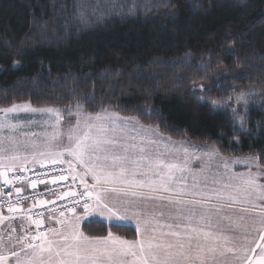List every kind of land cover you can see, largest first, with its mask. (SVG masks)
I'll return each instance as SVG.
<instances>
[{
    "label": "snow or ice",
    "instance_id": "6c2138e0",
    "mask_svg": "<svg viewBox=\"0 0 264 264\" xmlns=\"http://www.w3.org/2000/svg\"><path fill=\"white\" fill-rule=\"evenodd\" d=\"M125 7L132 11V7L114 0H75L71 22L87 28L89 17L99 21ZM224 51L230 54L231 49ZM17 54L24 56L27 50L21 47ZM216 59L223 57L218 55ZM165 63L175 66L179 62L172 59ZM208 64L201 63L196 71L207 72ZM19 66L20 61L14 60L12 68ZM260 69L264 71V64ZM233 75L251 73L237 68ZM134 78L143 79L141 75ZM228 78L227 70L219 68L207 77V83L193 84L189 90L199 92V102L209 104L213 111L230 109L233 123L242 134L250 131L246 114L249 104L254 103L255 90H238L236 86L231 89L237 105H243V112L232 106L231 96L227 101H209L204 95L213 87H221ZM81 99L84 105L92 106L94 86ZM70 107L75 108V123L65 130L63 114ZM21 113L39 114L41 119L21 122ZM131 121L138 123V118L107 109L89 112L80 103L64 108L33 107L28 100L0 108V225L18 218L4 214L6 205L9 214L26 212V219L36 228L32 235L21 229L22 235L13 236L15 227L0 233V264H264V151L233 158L211 147L203 155L222 161L224 173L214 175L211 181L205 176L202 183L193 175L189 186L184 177L190 171L188 148L183 149L181 161L173 154L179 149L159 151L150 128L141 127L137 132L139 144L137 136L130 141L117 136ZM24 127L42 131H25L21 141L15 133ZM237 140L233 137L231 143ZM29 164L39 165V169L52 167L50 180L42 179L47 173ZM64 164L67 168L55 174L54 166ZM240 164L248 171L231 172L232 165ZM27 173L32 174L31 178ZM69 177L72 184L67 185L68 191L57 196L69 203L64 209H55L58 217L47 216V221L55 225L49 226L43 213L35 210L55 201L41 199L36 193L37 185H56ZM77 181L83 191L73 189ZM25 182L33 190L34 199L27 209L22 206L28 199L22 195L25 189L18 186ZM97 222L107 224L105 235H87L82 230L84 224ZM129 227L134 229L136 239L128 240L112 231Z\"/></svg>",
    "mask_w": 264,
    "mask_h": 264
},
{
    "label": "trees",
    "instance_id": "16d2710c",
    "mask_svg": "<svg viewBox=\"0 0 264 264\" xmlns=\"http://www.w3.org/2000/svg\"><path fill=\"white\" fill-rule=\"evenodd\" d=\"M114 2L132 11L125 7L99 21L89 17L90 26L83 28L71 22L75 0H0V108L28 100L33 107L80 103L93 113L107 109L137 117L166 137L215 147L226 157L264 151V0ZM21 47L24 56L17 54ZM172 59L179 63H165ZM14 60L20 61L15 69ZM201 63L208 64L207 72L196 71ZM219 68L229 78L204 95L209 101L231 96L232 106L243 112L231 89H254L246 114L250 131L241 134L230 109L213 111L199 102V92L189 90ZM237 68L251 76H234ZM93 86L92 106L84 105L81 98ZM82 230L105 235L108 227L88 223ZM112 231L135 238L131 227Z\"/></svg>",
    "mask_w": 264,
    "mask_h": 264
},
{
    "label": "crops",
    "instance_id": "0c3cea01",
    "mask_svg": "<svg viewBox=\"0 0 264 264\" xmlns=\"http://www.w3.org/2000/svg\"><path fill=\"white\" fill-rule=\"evenodd\" d=\"M141 127L150 128L152 130V132L150 134L158 140V148H159L160 152H166L168 150L179 149L178 152L174 151L173 154L176 155L182 161L184 159V156H185L183 149L185 147L188 148L187 156L189 158L190 171L185 172L184 177L186 178V182L189 186H191L193 183V175H196L197 179L199 181L200 172H201V176H203L202 182H203L205 176L208 178L209 181H211V179L214 176L213 173L215 171V164L210 163L208 161V158H204L205 156L203 155V153L209 151V149H210L209 147L195 145V144L187 142V141L169 139V137H166L163 134H162V136H160L159 134H161V133H159L156 130V128H154L152 126L143 125L139 121H138V123L136 121L129 122L125 131L123 133L117 132V136L122 135V136H124V138L126 140L130 141L132 136H137V132L141 129ZM136 142L139 144V142H140L139 136H137ZM196 157H199V159H196ZM64 165L67 166L66 164H64ZM239 170H240L239 168H233V171L231 169V172L239 173ZM79 172L82 175L83 169H80ZM209 172H210V175H209ZM179 175L180 174L178 173L177 177H179ZM89 183H91L90 179H89ZM21 187H23L24 189H27V186H25V185H21ZM31 205H32V203H27V204H24L23 207L25 209H27ZM25 213L26 212L9 214V213H7V211H4L5 215H15L18 218L13 220V221L5 222L4 225H0V233L6 234L7 231L10 230V228L15 227L17 229V232L13 233V236H15L17 234L22 235L23 232L21 231V229L28 231L30 235L35 234L34 226L29 221H26L23 218V215ZM54 215L57 217L59 216V214H54ZM46 218H47V216H45V221H46V223H49V226H55L51 222H48ZM96 219L99 220V217H96ZM133 231H134V229H133ZM136 238L137 237L135 234L134 239H136Z\"/></svg>",
    "mask_w": 264,
    "mask_h": 264
},
{
    "label": "built area",
    "instance_id": "2783aa9c",
    "mask_svg": "<svg viewBox=\"0 0 264 264\" xmlns=\"http://www.w3.org/2000/svg\"><path fill=\"white\" fill-rule=\"evenodd\" d=\"M28 167H36L40 172H43V173H47V175H42L41 178L44 179L46 182L50 180L51 178V175L53 174L52 173V167H49V166H46L44 169H39V165H30ZM56 168V173L55 174H61L60 173V169L61 168H67V166L65 165H56L54 166ZM66 174V173H64ZM26 175H28L30 178H31V173H27ZM69 184H72V181H71V177H69V180L68 181H63V182H59L58 184L56 185H52L50 183L47 184V187L45 185H37V189H36V193H38L40 195V198L41 199H44V200H52V201H55L54 204H51L49 205L47 208H38L36 209L35 211L36 212H40V213H43L44 215V218L45 216H48L49 214H59L58 211H55V209H64V207L69 203V200L68 199H64V200H58L57 199V196L62 193L63 191H68V187L67 185ZM21 185H25L27 186L26 182L25 183H20L18 184V186H21ZM73 189H76L78 188L80 191H83V188L82 186H79V181H77V183L75 185H72ZM48 189H50L51 191H48ZM8 189H6L7 191ZM23 196L25 197H28V199L24 200L22 202V206L24 204H27V203H34V199H33V190L31 189H26L23 193H22ZM13 199H15V196L13 197ZM6 205L3 206V210L6 211ZM26 215L27 213H25L23 215V218L24 220L28 221L26 219ZM34 226V230L36 232V228H35V225ZM41 231H43L44 229L41 228L40 229Z\"/></svg>",
    "mask_w": 264,
    "mask_h": 264
},
{
    "label": "rangeland",
    "instance_id": "374dc122",
    "mask_svg": "<svg viewBox=\"0 0 264 264\" xmlns=\"http://www.w3.org/2000/svg\"><path fill=\"white\" fill-rule=\"evenodd\" d=\"M61 108H64V107H61ZM110 113H112V112H110ZM74 114H75V108L74 107H70L68 109V111L63 114V117H64L63 118V122H62L63 129L66 130L68 127H70L72 124L75 123V115ZM13 115H16V114H13ZM40 119H41V117H40L39 114H35V115H33V114H27V113H21V114H19V120L21 122H24V121H27V120L38 121ZM25 131L40 132V131H42V129L41 128H36V127H33V128L24 127L22 129H20V131H18L17 133H15V135L17 136L18 139H20L21 141H23L24 140L23 133ZM206 147L211 148V146H206ZM248 156H250V155L236 156V157L244 158V157H248ZM224 157H226V156H224ZM234 157L235 156H233V158ZM204 158H208V157L205 156ZM208 161L210 163H214L215 164V171H214L213 175H222L224 173L222 161H218V160H215V159H211L210 160L209 158H208ZM29 165H31V164H29ZM217 165H219V168H217ZM233 168H239L240 169L239 170V173H245V172L248 171V169L243 164H240V165H232L231 166L232 171H233ZM253 171L254 172L256 171L255 167H253ZM209 175H210V172H209ZM202 177L203 176H201V172H200L199 181L201 183H202ZM262 182H264V181H262ZM237 208H239V205H237Z\"/></svg>",
    "mask_w": 264,
    "mask_h": 264
}]
</instances>
